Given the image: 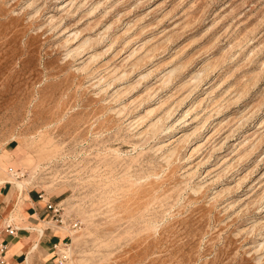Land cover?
Wrapping results in <instances>:
<instances>
[{
    "label": "rangeland",
    "instance_id": "374dc122",
    "mask_svg": "<svg viewBox=\"0 0 264 264\" xmlns=\"http://www.w3.org/2000/svg\"><path fill=\"white\" fill-rule=\"evenodd\" d=\"M1 184L64 264H264V0H0Z\"/></svg>",
    "mask_w": 264,
    "mask_h": 264
},
{
    "label": "crops",
    "instance_id": "0c3cea01",
    "mask_svg": "<svg viewBox=\"0 0 264 264\" xmlns=\"http://www.w3.org/2000/svg\"><path fill=\"white\" fill-rule=\"evenodd\" d=\"M18 198L11 207L16 199L13 189L6 184L0 185V220L10 219L19 228L14 236L0 235V241L7 242L8 262L13 264L28 259V263L33 264H57V250L53 244L62 242L63 232L57 229L60 227L50 224L51 214L45 209L44 200L31 192ZM35 226L42 228L38 231ZM33 244L34 249L30 250Z\"/></svg>",
    "mask_w": 264,
    "mask_h": 264
},
{
    "label": "built area",
    "instance_id": "2783aa9c",
    "mask_svg": "<svg viewBox=\"0 0 264 264\" xmlns=\"http://www.w3.org/2000/svg\"><path fill=\"white\" fill-rule=\"evenodd\" d=\"M16 175V174H15ZM38 198L44 200L45 209L50 212V224L61 227L63 219L61 217V208L57 203L52 202L49 198L44 197L42 193L38 194ZM19 230L12 220L4 219L0 220V235L14 236ZM67 242H56L53 244V248L57 250V264H64L67 259V251L69 247ZM7 242L0 241V264H10L6 258Z\"/></svg>",
    "mask_w": 264,
    "mask_h": 264
},
{
    "label": "bare ground",
    "instance_id": "6f19581e",
    "mask_svg": "<svg viewBox=\"0 0 264 264\" xmlns=\"http://www.w3.org/2000/svg\"><path fill=\"white\" fill-rule=\"evenodd\" d=\"M15 184L17 185V187L21 190L22 188H23V185H22V183L21 182H19V181H15ZM41 230V229H40ZM39 230V231H40Z\"/></svg>",
    "mask_w": 264,
    "mask_h": 264
}]
</instances>
